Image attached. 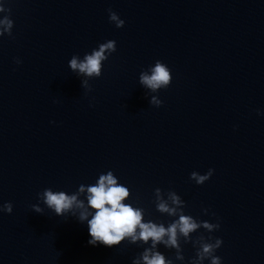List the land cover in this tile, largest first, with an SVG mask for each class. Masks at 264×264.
Returning a JSON list of instances; mask_svg holds the SVG:
<instances>
[{
	"label": "water",
	"instance_id": "1",
	"mask_svg": "<svg viewBox=\"0 0 264 264\" xmlns=\"http://www.w3.org/2000/svg\"><path fill=\"white\" fill-rule=\"evenodd\" d=\"M0 8L13 21L11 34L0 32V205L12 204L0 212V264H130L142 247L89 245L75 216L42 202V213L31 209L44 188L77 193L107 170L145 218L167 225L174 217L156 210L154 189L164 199L175 191L184 213L219 222L211 235L222 240V264H264V0H0ZM108 39L116 48L99 77L68 68ZM156 60L171 81L152 91L139 76ZM209 168L202 184L189 179ZM208 237L201 228L181 238L183 262L160 251L189 264Z\"/></svg>",
	"mask_w": 264,
	"mask_h": 264
},
{
	"label": "clouds",
	"instance_id": "2",
	"mask_svg": "<svg viewBox=\"0 0 264 264\" xmlns=\"http://www.w3.org/2000/svg\"><path fill=\"white\" fill-rule=\"evenodd\" d=\"M0 11L5 9L0 8ZM108 19L115 27L124 24L118 14L108 10ZM12 19L8 15L0 18V32L11 34ZM116 42L112 39L105 40L90 52H86L83 59L73 55L67 62L68 68L77 75L86 77H99L101 75L102 61L115 51ZM107 50V54H106ZM19 64L20 60L16 59ZM169 67L156 60L148 73L142 72L139 82L152 91L165 88L171 81ZM80 86L85 88L86 81H81ZM90 86L87 87V90ZM150 103L160 106L162 101L152 97ZM257 115H261L259 109ZM213 169L209 168L203 174L192 171L189 179L200 185L212 175ZM155 208L161 214L174 217L167 225L151 218H145L144 209L130 202V189L118 182V177L112 170L98 174L94 183L81 184L77 193L68 194L63 190L44 188L37 193L38 203L32 204L31 209L36 213H42L47 208L55 216H75L76 220L87 228V243L92 246L97 244L105 247L118 246L121 242L136 244L142 250L131 258L130 264H173V260L166 256L160 248L174 250L175 259L184 261V255L180 243L183 238L185 243L190 240V233L203 228L209 233L208 240L201 243L195 256L189 258V264H222L220 256L215 251L222 244L220 237H213L211 233L218 230L219 222L197 220L192 215L184 213L182 205L185 201L175 191L167 195V199L161 198L160 189L155 188ZM80 193L84 199H78ZM44 208L41 207V203ZM11 202L5 201L0 205V212L11 213ZM202 214H211L207 208L201 209Z\"/></svg>",
	"mask_w": 264,
	"mask_h": 264
}]
</instances>
